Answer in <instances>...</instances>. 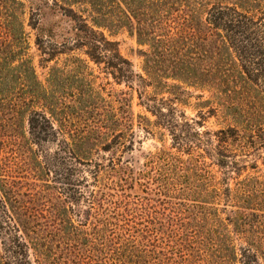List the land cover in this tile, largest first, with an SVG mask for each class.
<instances>
[{
  "label": "trees",
  "instance_id": "16d2710c",
  "mask_svg": "<svg viewBox=\"0 0 264 264\" xmlns=\"http://www.w3.org/2000/svg\"><path fill=\"white\" fill-rule=\"evenodd\" d=\"M39 1L0 0V105L10 113L0 124V203L8 230L0 233V264L50 263L52 244L32 200L19 196L20 177L42 169L22 170L26 146L16 129L19 118L29 133L25 151L35 155L32 143L55 142L56 154L67 156L69 198H85L89 211L96 203L101 209L89 232L84 223L67 221V264H264V175L241 177L257 168V159L264 165V0H67V9L52 0L46 6L67 20L70 35L57 41L49 31L46 41L36 38L43 60L68 40L85 47L90 60L135 86L139 103L155 117L138 115V127L146 134L166 130L171 147L188 154L139 151L142 163L132 153L130 106L105 112L86 107L74 120L62 106L47 104L25 30L40 21ZM122 27L145 46L141 73L100 31ZM192 90L199 98L208 93L201 103L223 125L199 130L201 121L186 118L178 104ZM203 153L226 176L204 170ZM81 165L85 169L74 177L71 171ZM89 176L92 185L108 190L98 202ZM136 176L157 195L150 199L159 207L133 202L137 217L132 209L125 217L117 204L124 184ZM118 220L124 221L118 226Z\"/></svg>",
  "mask_w": 264,
  "mask_h": 264
},
{
  "label": "rangeland",
  "instance_id": "374dc122",
  "mask_svg": "<svg viewBox=\"0 0 264 264\" xmlns=\"http://www.w3.org/2000/svg\"><path fill=\"white\" fill-rule=\"evenodd\" d=\"M56 1L67 9V0ZM39 2H41L42 10L38 25L33 28L27 25L25 30L30 45L29 52L33 60L35 73L39 81L46 86L50 96L48 97L49 100H47V104L62 106L68 113H71L70 118L74 120H78L75 118L80 117V111L86 107H95L99 112H105V110L115 111L116 108L120 106L126 109L130 106V110L133 112V130L135 131L136 140L135 147L137 149L139 148L138 151L134 149L132 153L139 162L142 163L144 161L139 151H154L157 148H169L173 152L181 155L182 158L187 159L188 154L176 152V149L171 147L172 141L166 130L161 131L162 134H146L138 127V115H145L150 120L155 119V117L146 111L144 106L139 103L141 100L138 99L137 92L134 90L135 86L131 85V83H126L114 78L105 69V64L103 62L97 63L90 60L85 54V47L75 46L71 40H68V43H66L64 47H59L57 51L51 55V59L43 60V55H41L38 46L35 44L36 38L46 41V34L50 31L53 32L54 38L57 41H61L69 37L70 31L67 20L59 14L58 10H52L46 7L51 4L52 0H41ZM77 8L78 7L75 6V9ZM100 31H102L109 41L116 43L119 52L130 61L133 70L141 73L142 56H140V49H144L145 46L137 43L135 35L124 27L118 29L112 28L111 30L100 28ZM129 85H131V87H129ZM199 93L198 90H192V96L186 98L183 103L178 104V108L183 111L186 118L190 121L191 119L198 120L199 122L201 121V125L197 126L199 130H214L223 125L219 117L217 118V116L211 115V113L208 112L209 104L201 103L202 100L208 98V93L202 92V97L200 98L197 97ZM37 109H44L46 111L45 108L37 107ZM7 110V107L0 105V124L3 122V119L6 120V118L10 116ZM200 112H203V116L201 117ZM46 114L48 115V112ZM16 123V129L20 134L19 138L21 145L27 147L29 133L26 130V122H22V119L19 118L16 120ZM25 148H23V151L26 158L24 160L25 165L24 162L22 164V170L32 172L31 168L35 169L39 165L42 169L38 171L39 174L37 175L28 174L26 177H20V183L18 184L19 196L23 200H32L41 232L48 237L50 244H52L49 264H67V221L72 219L75 223H84L85 225L82 227L89 232L92 230L93 225L97 224L98 218L102 217L99 213L101 209L98 206L99 204L96 203L94 204V208L89 211L86 206L85 198L80 196L79 198L74 197L73 200L69 198L72 194V188L67 185V156L63 153L56 154L55 142L46 139L37 142V144L32 143L31 148L35 151V155L25 151ZM2 150L5 149L3 148ZM101 154L106 156L104 152H101ZM202 155L203 156L200 157L202 162L200 166L204 170L210 171V173L218 178L226 176L222 170L213 163V158L204 153ZM256 163L257 168L246 169L241 174V177L246 173H261L264 175V165L261 163V160L257 159ZM77 168L79 169L75 172L71 171L74 177H79L81 174V171L78 170L85 169L82 165ZM20 174H22V172ZM138 176L142 177V175ZM138 176H136L137 178L134 180H128L124 184L122 197H119V199H121V204H117L119 205L117 212L125 217L129 216L125 213L130 211V209H132V214L137 217V213H139L137 210L139 208H133L134 205H137L133 202L140 203L143 201V205L148 203V205L153 208L159 207L157 204L158 202L152 200L156 199L157 195L151 190L146 191L143 185L140 184L145 181L143 178H138ZM229 176H231V178L227 180L232 184L235 180V174L230 173ZM89 183L90 188L96 190L97 202L104 198L103 191L108 192V190L103 187H98L97 184L95 186L92 185L93 182L90 176ZM150 187L153 188L152 185H150ZM77 189L86 192L88 188L79 185ZM72 201L74 202L73 204ZM125 203H127V206L124 205ZM72 205L73 207L71 209ZM103 206H105V204H103ZM2 208L3 206L0 203L1 234L8 231H4L3 229L5 225L4 222H2ZM109 209L111 210L112 208ZM118 217L122 218L120 216ZM123 221L124 220H118V226L122 224ZM142 223L145 224L143 221ZM31 264H35V262Z\"/></svg>",
  "mask_w": 264,
  "mask_h": 264
}]
</instances>
